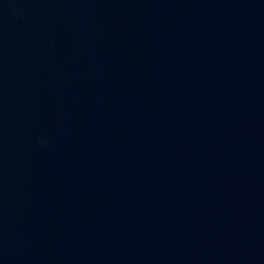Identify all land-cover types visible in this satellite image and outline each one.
Listing matches in <instances>:
<instances>
[{
	"label": "water",
	"instance_id": "water-1",
	"mask_svg": "<svg viewBox=\"0 0 264 264\" xmlns=\"http://www.w3.org/2000/svg\"><path fill=\"white\" fill-rule=\"evenodd\" d=\"M0 264H264V0H0Z\"/></svg>",
	"mask_w": 264,
	"mask_h": 264
}]
</instances>
